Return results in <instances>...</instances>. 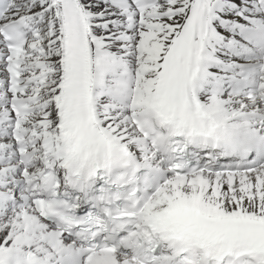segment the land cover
<instances>
[{
    "label": "snow or ice",
    "instance_id": "snow-or-ice-1",
    "mask_svg": "<svg viewBox=\"0 0 264 264\" xmlns=\"http://www.w3.org/2000/svg\"><path fill=\"white\" fill-rule=\"evenodd\" d=\"M0 264H264V0H0Z\"/></svg>",
    "mask_w": 264,
    "mask_h": 264
}]
</instances>
